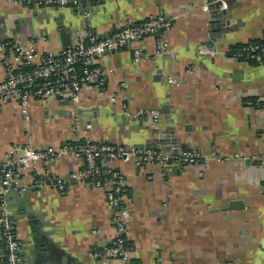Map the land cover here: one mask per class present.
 Segmentation results:
<instances>
[{
    "label": "crops",
    "instance_id": "1",
    "mask_svg": "<svg viewBox=\"0 0 264 264\" xmlns=\"http://www.w3.org/2000/svg\"><path fill=\"white\" fill-rule=\"evenodd\" d=\"M212 1L105 0L83 5L99 38L124 21L138 23L149 15L171 19L165 34L168 55L154 58L153 40L146 39L141 47L150 56L148 62L133 63L125 49L99 57L97 65L113 70L105 78L106 92L126 86L123 91L132 110L157 113L164 104L171 106L169 119L157 113V135L174 130L180 149H187L183 144L188 140L206 162L204 167H172L165 175L158 166L139 168L127 158L98 163L125 181L126 240L132 248L126 264H264V62L237 61L229 54L233 47L263 36L264 0H222L218 11L224 9L226 15L216 21L229 25L208 46ZM59 17L70 26L73 44L87 28L80 10L25 8L15 0H0V40L45 36L47 43L38 45L39 52L61 51ZM172 76L184 77V85H168ZM81 97L79 107L31 100L29 124L13 104L1 106L0 163L14 144L40 149L67 143L72 114H81L77 117L82 128L90 125L86 135L100 143L168 151V146L151 143L148 120H127L91 85ZM82 166L71 157L58 156L38 169L60 178ZM33 177L24 172L22 184ZM7 201L28 264H100L91 252L107 246L113 236L102 190L72 185L64 195L52 189L26 196L12 192ZM232 202L238 206L230 210ZM2 254L0 237V259Z\"/></svg>",
    "mask_w": 264,
    "mask_h": 264
},
{
    "label": "built area",
    "instance_id": "2",
    "mask_svg": "<svg viewBox=\"0 0 264 264\" xmlns=\"http://www.w3.org/2000/svg\"><path fill=\"white\" fill-rule=\"evenodd\" d=\"M105 0H15L21 7L33 8H71L80 10L86 21V30L76 38L70 47L54 52L51 49L39 52L38 45L47 43L45 36L36 39L0 40V60L4 79L0 81V107L13 104L29 124L31 100H38L43 105L58 98L67 100L72 106L82 104L81 93L86 86L117 107L127 120H148L151 131L158 132L159 115L155 111L132 110L124 95L122 84L116 93L105 89V78L113 72L97 65L99 57L117 51L129 49L133 63H146L150 56L144 52L141 43L152 39L153 57L168 55V42L165 34L171 29V19L164 15H149L138 23L124 21L110 35L99 38L90 24V14L83 11L87 2L100 4ZM208 10V5L203 7ZM230 56L243 62L260 65L264 62V34L257 41L235 46L229 50ZM184 77H168L171 87L184 85ZM90 125L82 128V122L76 114L70 124L71 138L59 147L45 146L34 149L28 144L11 145L0 163V237L2 257L0 264H28L29 259L21 254L20 243L15 236V222L8 213V195L12 192L23 195L52 189L64 195L72 185H81L100 189L111 211L110 221L113 236L110 246L92 250L91 256L100 264L120 261L126 264L132 248L126 240L128 208L123 200L125 181L115 170L103 168L98 163H110L131 159L139 168L158 166L163 175L172 167L206 166L201 156L194 150L180 149L171 155L161 149L121 144L100 143L86 135ZM58 156H67L80 161L83 166L56 178L46 169L38 166L47 164ZM238 158V156H236ZM24 172L34 175L27 185L22 184Z\"/></svg>",
    "mask_w": 264,
    "mask_h": 264
},
{
    "label": "water",
    "instance_id": "3",
    "mask_svg": "<svg viewBox=\"0 0 264 264\" xmlns=\"http://www.w3.org/2000/svg\"><path fill=\"white\" fill-rule=\"evenodd\" d=\"M209 4H210L209 6L214 7V10L210 11V13H209L210 25L208 27L209 35H208L207 45L211 46L212 43L216 40V38H219L222 36V28L228 26L229 22L216 21V19L221 18L222 16L226 15V10L223 9V10L218 11L219 7L222 4V0H214V1L210 2ZM56 27H57V30L59 32L63 47L64 48L70 47L71 46L70 26H66L63 23L62 18L59 17L57 22H56ZM57 104L59 106H66V107L72 106L67 100H63L61 98H58ZM170 108H171V106L164 104L163 106L160 107V109L157 110V113L160 115H163L166 119H169L170 118V115H169ZM80 111L81 110H79V112ZM73 115L74 114H72V116ZM77 116L81 117V114H79ZM158 133H159V131L155 133V132L150 130L151 143H154L155 145H160V146H168L169 149L167 152L169 154H171V155L177 154L178 151L180 150L181 146L178 143L177 138L175 137V131L174 130H170V131L165 130L164 132L157 135ZM183 145H184V147H186L189 150H194V151L198 150L197 147H192L188 140H185ZM138 148L139 149H145V148L158 149L157 146H153V147L140 146ZM182 167H184V166H182ZM178 168H180V167H178ZM19 196H26V193L23 195H19ZM236 206H238V205L235 202H232L230 204L229 209L231 210ZM110 245H111V243H109L107 246H110Z\"/></svg>",
    "mask_w": 264,
    "mask_h": 264
},
{
    "label": "trees",
    "instance_id": "4",
    "mask_svg": "<svg viewBox=\"0 0 264 264\" xmlns=\"http://www.w3.org/2000/svg\"><path fill=\"white\" fill-rule=\"evenodd\" d=\"M245 102L249 104V103H251V100H246ZM251 105H252L253 107H254V106H255V107H258V106H257L258 104H251ZM131 264H139V263H138V262H132Z\"/></svg>",
    "mask_w": 264,
    "mask_h": 264
}]
</instances>
